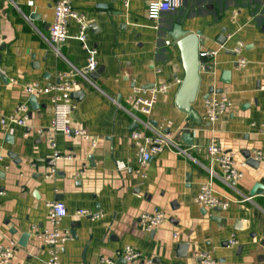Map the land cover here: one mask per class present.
Segmentation results:
<instances>
[{"label": "crops", "instance_id": "0c3cea01", "mask_svg": "<svg viewBox=\"0 0 264 264\" xmlns=\"http://www.w3.org/2000/svg\"><path fill=\"white\" fill-rule=\"evenodd\" d=\"M55 1L0 0V70L7 79H0V246L16 244L10 264H46L48 245L39 234L48 223L47 202L54 200L66 207L59 224L69 233L58 248L62 264H107L99 258L112 257L126 245L162 264H204L198 261L199 252L217 264H264V0H183L178 10L163 12L156 20L147 17L149 3L156 0H72L89 22L86 44L96 51L99 72L89 79L74 77L73 91L82 95L73 98L70 119L96 145L54 133L57 149L72 158L58 160L56 174L47 178L53 149L38 129L50 127L53 92L36 94L39 107L32 110L24 88L56 84L62 73L83 69L87 57L73 20L57 47L60 54L53 49L49 26ZM176 19L188 32L200 31L204 43L199 52L216 50L214 57L200 58L204 64L191 104L194 115L176 106L185 71L178 47L165 33L166 24ZM220 35L225 37L221 43ZM239 57L244 66L237 64ZM225 70L228 82L222 81ZM160 83L170 87L158 96L150 115L135 112L133 86ZM211 89H220L231 102L213 125L203 118ZM23 102L29 104L26 125L10 122ZM131 113L150 127L135 122ZM134 129H160L185 153L170 145L136 172L141 156L130 137ZM182 133L190 134L191 144L182 141ZM212 138L234 154L242 172L238 181L225 183L219 165L210 161L206 146ZM254 149L263 154L255 167L243 153L249 151L251 157ZM210 179L213 193L228 203L225 209L194 202ZM256 184L262 186L250 194ZM81 209L101 216L79 215ZM155 209L166 218L146 232L139 217ZM232 234L236 245L228 242ZM178 243L188 244L186 257L177 256ZM115 264L121 263L117 259Z\"/></svg>", "mask_w": 264, "mask_h": 264}, {"label": "built area", "instance_id": "2783aa9c", "mask_svg": "<svg viewBox=\"0 0 264 264\" xmlns=\"http://www.w3.org/2000/svg\"><path fill=\"white\" fill-rule=\"evenodd\" d=\"M183 0H156L149 3L147 8V17L151 20H156L160 17L161 13L169 11L173 12L181 7ZM53 21L49 26V41L53 46L56 54L59 55L57 47L63 44L67 38L66 27L70 20L77 24L76 38L81 42V45L87 52L86 66L83 69L73 67L70 71L61 74L62 80L56 84H51L45 88L34 87L32 85L25 86V92L28 95H36L39 92H53L51 97L52 103V120L50 127L47 129H38L39 135H44L53 149L52 156L48 160V169L45 177L51 178L56 174V164L60 159H71L72 155L69 153L61 152L57 149L54 133H62L63 135L73 139L89 140L91 146L96 145V141L91 138L90 134L81 127L72 125L70 113L74 109L75 103L71 97L75 86L74 77L82 76L89 79L97 68V60L95 57V49L87 46L86 41L89 31V22L86 16L77 11L72 6V0H56L53 8ZM170 44V40L165 41ZM241 44L235 48L236 53H240ZM216 50L200 51L199 57L206 58L208 56L214 57ZM201 62V59H200ZM207 63V62H205ZM204 64V63H202ZM239 66L246 64L245 59L239 57L237 60ZM180 83L179 79L175 80ZM170 87L169 83L155 84L151 87L133 86L131 97V108L145 117L151 113L152 106L156 102L160 94L165 93ZM231 102L227 95L222 92L212 91L207 98L204 99V115L203 118L210 125H213L230 107ZM134 121L144 125L148 128L149 122L134 113H131ZM29 115V104L27 102L19 103L16 108V115L11 118L10 122H15L19 125H26ZM159 128V127H158ZM130 137L141 156L140 164L136 172L142 171L141 169L147 162L156 154L160 153L164 148L170 145L175 146L177 153H185L177 144H175L167 134L163 133L160 129L153 130V133H145L140 129L131 131ZM206 153L211 162H215L221 169V179L231 184L238 181L242 177V172L237 168L234 154L222 149L217 143L216 139L212 138L206 146ZM256 160H261L263 157L259 149L252 150V156ZM119 169L124 168L123 163H117ZM211 177L213 172L210 170ZM248 198V197H247ZM194 202L204 208L220 207L225 209L227 202L218 198L212 189L211 179L201 185L199 192L194 197ZM66 213L65 204L61 200H54L47 202V226L40 232L39 237L43 242L48 245L49 257L46 264H62L59 260L58 248L69 238V233L60 229L59 224L61 219ZM79 215H87L91 219H96L101 216L99 211L91 212L86 209L78 211ZM166 218V213L161 209H155L149 213H143L139 217L141 228L146 232L155 230ZM35 227H33L34 229ZM176 236V235H174ZM229 244L236 245L238 243L234 234L229 239ZM16 244L11 242L7 247L0 246V264H10L14 255ZM197 256L204 264H217V260L210 257L208 254L199 252ZM123 258L126 262L140 261L142 264H162L152 258L143 257L142 253L129 245L117 250L112 257L101 256L100 262L107 264H115L116 260Z\"/></svg>", "mask_w": 264, "mask_h": 264}, {"label": "water", "instance_id": "95a60500", "mask_svg": "<svg viewBox=\"0 0 264 264\" xmlns=\"http://www.w3.org/2000/svg\"><path fill=\"white\" fill-rule=\"evenodd\" d=\"M92 25H90L91 27ZM165 33L166 35H169L172 40L174 41V44L178 47L180 51V56L182 60V66L185 71V75L180 83L177 97H176V106L178 109L181 111L194 115L193 111L191 110V104L195 101V98L197 96L198 92V87L200 83V69H201V63H200V57H199V46L203 45L204 40L199 38L198 35H200V31H196L195 33L188 32L187 30L182 28V24L179 19L176 20H171L168 24L165 26ZM224 35H220L218 42L221 43L222 40L224 39ZM222 39V40H221ZM204 69L210 71L211 67L210 66H205ZM99 71L95 70L93 74H97ZM229 71L225 70L222 73V81L228 82V77H229ZM0 79L3 82H6L7 79L3 72L0 70ZM212 91L215 92H221L220 89H211L209 93ZM82 93L80 91H73L71 93V97L74 99L80 98ZM209 94L206 95L205 98L208 97ZM28 102L32 108V110L38 109L39 104L37 101L36 95L32 94L28 98ZM197 120V118H196ZM136 125L135 123L132 125V129L135 128ZM182 141L185 142L186 144H191V136L189 133H182L181 134ZM6 140H10V136H6ZM246 161L249 165L251 166H257L258 165V160L254 159L253 157H250L249 151L243 152ZM13 153H10L11 156ZM187 181L188 175H187ZM259 184V183H258ZM256 184L254 189L250 192V194H254L256 190L262 186ZM215 210H221L220 207H215ZM28 234V233H27ZM74 235V233L72 232ZM24 237H26V234H24ZM187 249H188V244L186 243H178L176 245V253L177 256L179 257H186L187 255ZM198 261L201 262L200 259ZM118 262L121 264L126 263V261L123 258H119ZM142 264V263H141Z\"/></svg>", "mask_w": 264, "mask_h": 264}]
</instances>
